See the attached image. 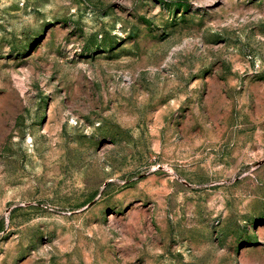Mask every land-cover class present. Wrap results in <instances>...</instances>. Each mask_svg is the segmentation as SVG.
I'll list each match as a JSON object with an SVG mask.
<instances>
[{
  "label": "rangeland",
  "instance_id": "1",
  "mask_svg": "<svg viewBox=\"0 0 264 264\" xmlns=\"http://www.w3.org/2000/svg\"><path fill=\"white\" fill-rule=\"evenodd\" d=\"M0 264H264V0H0Z\"/></svg>",
  "mask_w": 264,
  "mask_h": 264
}]
</instances>
